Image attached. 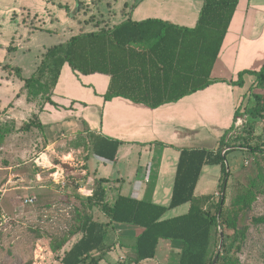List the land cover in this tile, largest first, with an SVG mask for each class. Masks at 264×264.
<instances>
[{
  "label": "trees",
  "instance_id": "trees-1",
  "mask_svg": "<svg viewBox=\"0 0 264 264\" xmlns=\"http://www.w3.org/2000/svg\"><path fill=\"white\" fill-rule=\"evenodd\" d=\"M46 2L68 10L67 5L59 0ZM238 2L239 0H204L197 24L193 28L159 19L135 21L127 18L119 24L110 25L102 16L89 17L94 28L86 31L81 27L79 32L72 34L64 42L48 47L40 55L38 66L31 75H25L20 66L9 63L2 65V68L22 82L20 92L35 107L33 114L39 126V115L45 104L58 106L51 96L65 64L83 74L99 72L109 75L110 83L104 94L106 101L122 96L155 108L203 89L213 82L210 78L211 67ZM172 47H176L178 52L170 53ZM11 48L12 46L8 47V50ZM144 57L147 58V64H144ZM181 66L182 75L186 79L189 77L191 80L188 82L195 84L178 86L167 84L162 79V76L177 74ZM245 74L253 75L255 79L240 101L241 104L236 107L233 121L244 116L249 118V122L261 119L264 130V64L259 70H241L236 79L228 81L242 86L245 84ZM135 76L137 84L130 83L129 80ZM143 76H149L147 84H143ZM33 125V121L26 122L23 129L29 131ZM14 129V125L0 123V148ZM247 132L239 145L232 144L231 139L226 138L227 131L213 150L179 149L168 205L121 193L109 202L105 186L108 180L88 174V192L84 199H80V207L75 210L76 222L68 234V238H76L67 249L57 255L59 264H99L118 242V226L139 229L132 245L133 257L126 259L123 264H136L147 258H155L162 239L181 241L178 264H240L238 255L248 230L247 224L241 219L250 211L258 194L264 193V170L259 166L256 176L234 198L230 207L226 205L225 193L229 170H223L221 193L217 197L213 193L196 195L195 189L203 166L221 165L224 168L228 151L238 149L249 153H264L263 147L249 143L253 127H249ZM94 138L95 135L90 134L92 154L114 159L120 141L99 137L97 142ZM184 204L188 205L186 212L164 216L168 210ZM93 208H98L108 221L95 219L91 213ZM250 221L254 225H264V214L251 215ZM220 233H226V238L230 240L226 243L224 236L220 237L222 249L217 251L214 238L216 234L220 236ZM65 242L66 239L52 242V250H60Z\"/></svg>",
  "mask_w": 264,
  "mask_h": 264
},
{
  "label": "crops",
  "instance_id": "crops-1",
  "mask_svg": "<svg viewBox=\"0 0 264 264\" xmlns=\"http://www.w3.org/2000/svg\"><path fill=\"white\" fill-rule=\"evenodd\" d=\"M120 1L122 5L119 11H116L115 6L118 2L120 4ZM144 1L112 0L113 5L109 9V11L112 10L111 15L106 14L101 18L109 21L110 25L119 24L127 18L135 21L159 19L177 26L193 28L197 24L199 12L204 3V0H168L166 4L169 8H166L167 6L164 7L165 3L161 0H153L154 4L141 6ZM61 3L67 4L66 2ZM46 9L55 12L54 17L45 15ZM136 9L140 10L139 17H132ZM65 11L46 0H0V121L14 120L17 126L15 129L21 127L20 119L23 117L26 119L32 112H35V107L27 102L25 94L20 92L22 82L15 76L9 75V71L3 69L2 65L7 63L5 62L7 55L23 53V50L30 52V41L38 31L66 33L67 37L60 40L58 42L60 43L70 37L67 33L74 29L80 30L81 27L86 30L93 23L89 17H77V19L64 17ZM45 22L49 23L48 27L41 25ZM55 24L58 26L55 27ZM93 28L92 26L90 30ZM17 38L27 40L23 44L18 43ZM11 46L12 48L8 50ZM171 50L170 53L178 52L176 47H172ZM167 59L170 60L169 57ZM144 64H147V58ZM263 64L264 0H239L220 51L211 67L210 78L213 82L208 86L155 108L122 96H115L106 101L104 94L110 83L109 75L99 72L83 74L65 64L51 96L58 106L46 103L39 115L41 123L39 128L43 132L41 139L49 141V137L53 138L58 133L68 132L71 128L73 132L83 130L88 141L90 134L95 135L94 139L97 142L99 137L110 141H120L114 159H105L95 154L90 156L92 159L89 165L93 167L88 169L87 175L93 173L96 178H106L108 181L105 185L107 188L112 187L116 190L113 192L115 197L121 193L168 205L172 194L179 149L203 148L210 141H219L224 130L230 127L231 122H234L237 105L234 102V90L237 85L231 84L228 80L236 79L237 73L241 70H259ZM181 69L182 66L177 74L162 76V79H165L167 84L178 86L187 83L195 84L191 83L192 81L188 82L191 79L189 77L186 79ZM141 78L143 84H147L149 76ZM244 78L247 79L245 84L250 85L255 76L245 74ZM129 82L137 84L136 76ZM45 114L47 115L46 121H50L48 127L44 122ZM81 124L85 127L84 129L81 128ZM9 142L8 138L6 145L0 149L6 150L12 147ZM53 143L55 142H46V148ZM18 145L17 143L16 147L13 145V150H20L17 148ZM161 149L163 153L158 155ZM120 157L125 160L123 164L116 166ZM137 157L140 160H137ZM131 161L133 163L129 164ZM109 163L116 166L110 172L107 167ZM127 163L128 167H125ZM206 166L208 165L203 166L197 182L196 195L213 193L218 185L219 179L215 175L216 171L211 168L208 170ZM100 171L107 174L102 175ZM137 175H139L138 178ZM187 209L188 205L184 204L168 210L164 216L181 214ZM101 220L108 221V218L105 216ZM117 231L118 242L99 264H110L111 262L112 264H123L126 259L133 257L132 245L139 229L118 226ZM162 240L159 241L155 258H147L136 264H158V259L161 264H171L173 260L170 256L178 254V245L174 247L173 241Z\"/></svg>",
  "mask_w": 264,
  "mask_h": 264
},
{
  "label": "rangeland",
  "instance_id": "rangeland-1",
  "mask_svg": "<svg viewBox=\"0 0 264 264\" xmlns=\"http://www.w3.org/2000/svg\"><path fill=\"white\" fill-rule=\"evenodd\" d=\"M152 1L145 0L141 3V6L152 5L154 4ZM161 1L165 3L164 7H166L168 0ZM61 2H66L67 4L64 5L68 7L64 17H75L74 19H77V17H104L106 14L111 15L112 13V10H110L111 12L109 11L113 5L112 0H63ZM118 3L115 6L116 11H119L122 1H120V4ZM166 8H169V5ZM70 11H74L71 16L69 15ZM139 12L140 10L138 9L134 10L132 17H139ZM44 14L54 17L55 12L46 9ZM41 25L48 27L49 23L45 22ZM56 26L58 25L55 24ZM91 27L92 25H89L86 31L90 30ZM78 30L74 29L67 34L71 36L79 32ZM65 37L67 35L62 31L58 33L38 31L32 36L30 41V52L23 50V53H13V55L15 54L14 56L7 55L5 62L19 65L23 68L25 75H31L40 61L42 53L39 52L45 51L48 47L57 44ZM26 40L25 38H17L18 43L24 44ZM245 81L247 82V79ZM250 88L251 84L235 87L234 102L237 103L236 107L241 104L240 101ZM32 114L26 119L24 117L20 119L21 127L14 129L5 138L1 146L6 145L5 142L9 138V143L12 147H8L6 150L0 149V171L4 173L0 174V264H59L57 255L67 249L76 238V236L68 238L69 230L76 222L75 210L80 207V199H84L88 192L86 190L87 171L90 167L92 169L93 166L89 165L91 164L92 158L90 156H92V151L87 135L81 129L73 132L70 128L68 132L58 133L53 138L49 137V141H44L41 139L43 132H41L39 125L36 123L37 118L34 114L32 116ZM44 117V122L47 123L48 127L50 121H46V114ZM29 121H33L34 125L27 131L23 129V126ZM13 122L14 120L12 119L0 121L1 124L6 123L17 128L15 122ZM251 126L254 132L252 133L253 136L250 135L252 138L249 143L254 146L258 144L264 148V130L261 119L249 122L247 116L241 117L234 124L231 122L230 127L226 128L223 133L228 131L226 138L231 139L232 144L236 143V145H239V143L243 142V137L247 135V130ZM81 128L84 129L85 127L82 125ZM46 142L55 143L46 148ZM16 143L19 144L17 148L20 150H13V145L16 147ZM217 144L218 141H210L203 148L213 150ZM40 151H45L49 154L55 167L42 169L35 166L33 159ZM162 153L161 149L158 155H162ZM225 158L224 168L221 165H208L206 169L215 170V175L218 176V185L213 190V194L216 197L221 193L223 170H230L225 187L226 205L230 207L234 198L256 176L259 166L264 170V153H249L248 151L237 149L228 151ZM124 160V158L120 157L116 166L123 164ZM137 160H140V158L137 157ZM132 163V161L131 163L129 162V164ZM6 166L11 167L4 168ZM116 166L109 163L107 165L108 171L110 172ZM135 166L133 167L135 168ZM125 167H128V163L125 164ZM55 172L57 173L54 175ZM100 174L106 175L107 173L100 171ZM140 174L141 176L143 175L141 171ZM106 191L107 201L112 202L115 197L113 192H116V190L111 187L106 188ZM123 192L125 191L123 190ZM29 197L33 201L26 202L25 199ZM91 213L95 219L101 220L105 217L98 208H93ZM261 214H264V193L258 194L252 202L250 211L245 213L241 219L242 222L247 224L248 230L243 247L238 255L240 264H264V225H254L250 221L251 215ZM222 236H224L223 239H225L226 243L230 240V238H226V233L220 236L216 234L214 239L215 243H217V251L222 249L220 240ZM62 239H66V242L60 250H52V242H58ZM173 242L175 243L174 247L178 245L179 252L170 256L173 260L171 264H175L176 261L178 264L181 241ZM37 245H40L42 250L37 251L39 256L36 258ZM177 256L178 260H176ZM157 261L159 262L158 264H161L159 259Z\"/></svg>",
  "mask_w": 264,
  "mask_h": 264
},
{
  "label": "built area",
  "instance_id": "built-area-1",
  "mask_svg": "<svg viewBox=\"0 0 264 264\" xmlns=\"http://www.w3.org/2000/svg\"><path fill=\"white\" fill-rule=\"evenodd\" d=\"M33 162H34L36 167L42 168V169H51V168L55 167L52 160L50 159L49 154H47V152H45V151L38 152L36 154V156L34 157ZM56 173L57 172H55L54 175ZM25 201L31 202V201H33V199L29 197V198H26ZM38 250H42L40 245H37V248H36V255H35L36 258L39 256V253L37 254Z\"/></svg>",
  "mask_w": 264,
  "mask_h": 264
},
{
  "label": "water",
  "instance_id": "water-1",
  "mask_svg": "<svg viewBox=\"0 0 264 264\" xmlns=\"http://www.w3.org/2000/svg\"><path fill=\"white\" fill-rule=\"evenodd\" d=\"M72 14V13H71ZM221 234V233H220ZM222 235V234H221ZM221 244H222V239H221Z\"/></svg>",
  "mask_w": 264,
  "mask_h": 264
}]
</instances>
